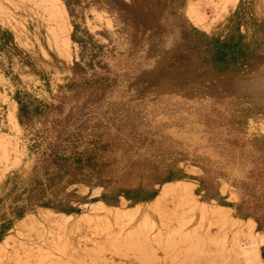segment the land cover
I'll return each instance as SVG.
<instances>
[{"label":"rangeland","instance_id":"1","mask_svg":"<svg viewBox=\"0 0 264 264\" xmlns=\"http://www.w3.org/2000/svg\"><path fill=\"white\" fill-rule=\"evenodd\" d=\"M46 1L0 0V264H264V0Z\"/></svg>","mask_w":264,"mask_h":264},{"label":"bare ground","instance_id":"2","mask_svg":"<svg viewBox=\"0 0 264 264\" xmlns=\"http://www.w3.org/2000/svg\"><path fill=\"white\" fill-rule=\"evenodd\" d=\"M48 2H52V0L50 1V0H47ZM46 1V3H47V5H48V9L49 8H51L52 7V5L51 4H48V2ZM187 1L188 0H186V1H184L183 2V5H182V8L184 9V8H186L187 7ZM58 2V1H57ZM52 3H54V1L52 2ZM56 4H58V3H56ZM51 5V6H50ZM56 7L57 6H55V8L54 7H52L53 8V10L54 9H56ZM57 10V9H56ZM49 11H51L50 9H49ZM52 12V11H51ZM56 12H58V11H55V14L54 15H56L57 13ZM62 12H63V15H64V18H66L67 17V13H66V11H65V9H63L62 10ZM50 13V12H49ZM52 14H53V12H52ZM59 16H61V14H58V19H60V17ZM50 17H51V19H52V15H50ZM55 17V20H57V18H56V16H54ZM62 18V17H61ZM63 18V19H64ZM53 20H54V18H53ZM61 20V19H60ZM55 23V22H54ZM68 25V24H67ZM56 27H58L57 26V24H56ZM55 27V28H56ZM58 29H61V28H58ZM57 29V30H58ZM56 31V30H55ZM56 33H54V38L56 39L55 41H57V37H56V35H55ZM65 40L66 41H68V36H67V30H66V32H65ZM63 34H61L60 36H62ZM63 39V38H62ZM62 40V41H64L65 42V40ZM61 40V39H60ZM60 40H58L59 42H61ZM54 41V42H55ZM63 42V43H64ZM62 44V43H61ZM57 45V44H56ZM64 45H66V42H65V44ZM64 45H61V47H63ZM67 45H68V43H67ZM66 45V46H67ZM55 48V47H54ZM59 49H60V47H59ZM64 49V48H63ZM62 51V50H61ZM26 221H28V220H26ZM22 222V221H21ZM23 223V222H22ZM21 223V224H22ZM24 224V223H23ZM28 225H29V223H28ZM19 226V225H18ZM24 226H26V224H24ZM21 227H23V226H21ZM24 228V227H23ZM250 228H251V226H250ZM252 234V233H251ZM260 236V235H259ZM251 240H250V242L248 243V244H246V247L244 248V249H239V255H242L243 256V259H244V262L246 263V264H262L261 263V259H260V255H259V252H258V250H259V246H260V244H262L263 243V239L261 238V239H259L258 240V238L256 239V237H254L255 239H252L251 237H249Z\"/></svg>","mask_w":264,"mask_h":264}]
</instances>
